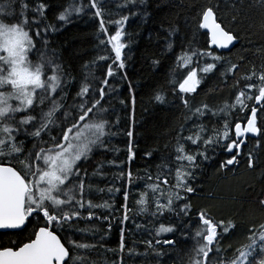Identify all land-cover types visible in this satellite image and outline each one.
Instances as JSON below:
<instances>
[{
	"label": "snow or ice",
	"instance_id": "6c2138e0",
	"mask_svg": "<svg viewBox=\"0 0 264 264\" xmlns=\"http://www.w3.org/2000/svg\"><path fill=\"white\" fill-rule=\"evenodd\" d=\"M17 2L18 0H0V230L21 229L30 217L35 219L36 224L27 242L9 241L11 246L0 245V264H95L88 254L98 245L102 247L105 237L101 236L96 243H83L80 239H73L72 235L95 233L99 229L76 228L70 235L66 226L70 227L73 221L80 219L100 220L101 217L95 215L94 209L113 208L108 201L95 204L92 199L87 198L93 194V188L91 177L82 165L95 151L111 150L108 148V140L116 133L112 132L114 125L107 118L110 108L104 106L107 103L105 97L116 91L109 78L115 80L120 75L122 80L127 79V72L124 70L126 60L130 57L125 50L131 46V34L127 32L126 24L130 16L121 15L115 20L109 18L108 26H114V32L109 34L104 13L98 6L102 0H89L87 7L95 9L94 16L100 18L97 47L110 54L99 55L91 65L83 66L85 71L83 79L79 81V90L72 97L73 102L68 104L69 93L66 89L72 79L65 72L57 51L49 47V41L45 38L49 32L57 30L53 25L44 24L47 5L37 4L32 9L34 15L30 19L26 15L28 4L19 0L20 11L17 12ZM145 2L146 0H125V4L121 6L143 5ZM255 5L260 7L261 16L264 17V0H253L251 6ZM215 7L217 5L209 0V6L197 13L198 17H202L197 20V29H206L212 45L227 49L239 37L230 29L226 30V26H222V20L217 22ZM84 8L83 0L79 4L77 0H73L59 13L57 20L68 23L73 14L82 13ZM130 15L135 16L137 13L132 12ZM232 19L235 20L236 17L233 16ZM259 28L264 33V19ZM174 31L176 29H171L169 35ZM101 34L103 39L100 38ZM171 47L169 43L168 48ZM261 51L262 49H257L258 53ZM207 58L212 62L202 63ZM240 59L243 60V57ZM98 61H111L107 63L106 75L102 80L93 71ZM218 63L230 65L221 76L225 80L232 77V87L239 88L232 103L225 102L215 110L207 104L191 108L188 99H183V105L190 113L185 117V123L193 118L199 121L206 113H211L212 116L223 114V125L208 129L202 123L196 124L188 129V136L182 135L185 126L180 125L174 149L175 158L170 161L171 166L157 165L155 177L151 173L145 174L147 182L144 191L139 193V199L135 202L138 214L160 217L169 213L182 224L183 218L191 210L186 195L195 191L190 181L195 179L194 173L199 167L197 157L201 158V163L207 161L210 159L207 150L221 146L228 153L235 152L220 165L225 168L238 163L237 157L241 146L246 142V134L264 135L261 127L257 126V105L259 110L264 111V64L260 71L253 66L250 72L236 78L234 70L238 69L237 63H231L213 51L189 45L177 57L170 83L174 86L177 83L174 79L176 71L184 70L187 74L179 82V92L195 93L203 78L212 73ZM97 83L100 84L99 88L96 87ZM154 99L163 103L165 97L157 92ZM253 100L255 104L250 108L251 115H247L245 109L249 107L248 102ZM237 109L240 113H245L246 123L242 126L237 118L233 138L232 121L228 117ZM53 132L56 134L53 135ZM126 135L131 138L132 130L129 129ZM21 136L24 139H20ZM27 142L31 143V147L26 149ZM189 142L198 148L202 144L203 150L191 153L186 151L185 144ZM259 143L257 140V146ZM134 155L130 140L128 160L131 161ZM145 155L150 157L152 153L147 152ZM110 163L114 167H120L114 161ZM248 167H253L251 153L248 155ZM99 168L98 165L97 170ZM115 178L127 181L123 192L124 203L121 205L123 216L119 221L123 224L130 218L128 189L135 186V180L139 177H134L129 169L127 173L119 172ZM95 191L103 192L104 189ZM107 191L113 193L121 189L109 187ZM258 203L260 207H264V200ZM151 207L155 211H151ZM83 212H87V217L82 216ZM198 217L199 227L191 237L194 244L187 257V264H264V222L251 225L246 242L236 248L231 256H227L225 253L231 245L221 247V240L224 234L235 229V223L231 220L214 221L207 209H201ZM102 220L108 222L106 231H111L109 216H103ZM136 227L140 229L142 226L138 224ZM149 231L155 244L153 239L145 243L157 258L165 254L156 250L158 246L175 247V241L161 240L160 237L164 233H175L176 225L170 222L160 223ZM124 237L125 229L122 227L118 249L120 253L125 249ZM180 264H183V260Z\"/></svg>",
	"mask_w": 264,
	"mask_h": 264
},
{
	"label": "trees",
	"instance_id": "16d2710c",
	"mask_svg": "<svg viewBox=\"0 0 264 264\" xmlns=\"http://www.w3.org/2000/svg\"><path fill=\"white\" fill-rule=\"evenodd\" d=\"M23 2L29 6L26 15L30 19L34 15L32 9L37 4L47 5L44 12L46 17L44 24L53 25L57 30L49 32L45 38L49 41V47L57 51L65 72L72 79V83L66 89L69 93L67 103L71 104L72 97L79 90V81L83 79L85 71L83 66L91 65V62L99 55L110 54L97 47L100 18L94 16L95 9L87 7L89 0H83L84 11L78 15L73 14L68 23L58 21L57 17L73 0H23ZM79 2L80 0H77V4ZM211 3L217 5L214 11L218 20L223 21L222 24L226 26V30L230 29L239 37V43L230 51L220 52L211 48L208 32L197 29V20L202 18L198 17L197 13L209 6V0H146L143 5L129 4L124 7L121 5L125 4V0H102V3L98 5L104 13L106 26H108L109 18L115 20L121 15L130 16L126 30L131 34V46L125 50L130 57L126 60L124 70L127 72V79L122 80L120 75L115 80L109 78L110 83L115 85L116 91L105 97L107 103L104 106L110 108L107 118L114 125L112 132L116 133L108 140V148L111 150L95 151L82 165L91 177L90 183L93 188V194L87 198L92 199L95 204L108 201L113 208L111 210L94 209L95 215L101 217L100 220L80 219L73 221L70 227L66 226L70 235L76 228L99 229L95 233L72 235L73 239H80L83 243H96L101 236L105 237L103 246L98 245L88 254L89 259L95 264H121V258L122 264H180L181 260L183 264H187V257L194 244L191 237L199 227L198 213L201 209H207L214 221L231 220L235 223V229L224 234L221 240V247L226 248L231 245L225 253L227 256H231L236 248L246 242L248 228L251 225L264 222V207H260L258 203L264 200V135H248L237 157L238 163L225 168H221L220 165L230 159L235 152L228 153L221 146L207 150V155L210 157L207 161L201 163V158L197 157L199 167L194 173L195 179L190 181L195 191L186 195L187 202L191 204V210L189 215L183 218L182 224L169 213L160 217L138 214V206L135 203L139 199V193L144 191V185L147 182L146 172L155 177L157 165L171 166L170 161L175 158L174 149L177 145L180 125L185 126L183 136H188L190 134L188 129H192L196 124L202 123L208 129L220 128L223 125V114L212 116L211 113H206L199 121L193 118L185 123V117L190 113L185 109L183 99H188L191 108L207 104L215 110L223 106L225 102L232 103L239 91V88L232 87L234 83L232 77L225 80L221 76V73L225 72L230 65L218 63L216 69L203 78L195 93H180L179 82L183 80L187 72L177 70L174 77L177 83L174 86L170 83L173 79L171 73L176 69L177 57L189 45L201 50L213 51L216 55L227 58L231 63L238 64V69L234 70L236 78L250 72L253 66L260 71L261 65L264 64V33L259 28L264 17L261 16L260 7L251 6L253 0H211ZM15 10L20 11L19 0ZM132 12H136L137 15L131 16ZM233 16L236 17L235 20L232 19ZM108 27L109 34L114 32V26ZM173 28L176 31L169 35ZM100 38H104L102 34ZM169 43L172 45L171 49L168 48ZM258 48L262 49L259 53ZM241 57L243 60L240 59ZM205 62L212 61L207 58L202 63ZM107 63L98 61L93 69L96 77L101 80L106 75ZM96 87L99 88L100 84L97 83ZM157 92L164 95L163 103L154 99ZM121 101L124 103L122 104ZM248 104L249 107L245 109V113L251 115L250 108L255 101H250ZM257 107V126L264 132V111L259 110L258 105ZM245 113H240L237 109L232 116L228 117L232 121L233 138H235L234 123L239 118V122L245 124ZM129 129L133 132L131 138L126 135ZM55 134L53 132V135ZM204 138L207 139V136ZM20 139L24 137L21 136ZM130 140L132 152L135 154L131 161L128 160ZM257 140L260 141L258 146ZM25 147L30 148L31 143L27 142ZM185 149L190 153L196 152L203 150V145L201 144L198 148L189 142L185 144ZM147 152H151L152 155L146 156ZM249 153L253 157L252 168L248 167ZM113 161L120 167L112 166L110 162ZM98 165L99 170H97ZM129 169L134 177L139 178L135 180V186L128 189L130 218L121 224L119 222L123 216L121 205L124 203L123 192L127 181L117 180L115 176L121 171L127 173ZM93 173L96 174L93 175ZM109 187L120 188L121 191L109 193L107 191ZM95 189H104V191L97 192ZM150 210L155 211V208L151 207ZM105 215L109 216L112 222L111 231H106L108 222L102 220ZM82 216L87 217V212H83ZM169 222L177 226V231L164 233L160 239L175 241V247L158 246L156 250L165 254L157 258L145 243L153 239L155 244L149 229L158 227L160 223ZM35 224V219L30 217L24 229L0 232V245L11 246L9 241L27 242ZM138 224L142 226L140 229L136 227ZM122 227L125 229V249L123 253H120L118 249ZM182 232L185 234L182 235ZM109 249L116 251H109ZM129 249L133 251L130 252ZM146 252L147 255H144Z\"/></svg>",
	"mask_w": 264,
	"mask_h": 264
},
{
	"label": "water",
	"instance_id": "95a60500",
	"mask_svg": "<svg viewBox=\"0 0 264 264\" xmlns=\"http://www.w3.org/2000/svg\"><path fill=\"white\" fill-rule=\"evenodd\" d=\"M217 22H220V21L218 20ZM222 26H223V24H222ZM204 30L207 32L206 29H204ZM209 37H210V34H209ZM238 43H239V39L233 41V44H232V45H229V48H227V49H221V48H217L215 45H212V44H211V41H210V46H211V48L217 49L218 51L222 52V51H230V50H231L236 44H238ZM241 124H242V123H241ZM242 126H243V124H242ZM248 135H253V134H246V137H247ZM26 222H27V221H26ZM26 222H25V225H26ZM25 225L22 226L21 229H15V230H0V232L20 231V230L24 229Z\"/></svg>",
	"mask_w": 264,
	"mask_h": 264
}]
</instances>
